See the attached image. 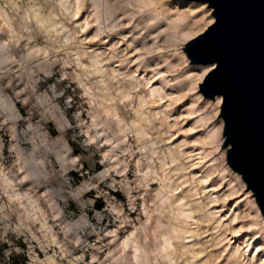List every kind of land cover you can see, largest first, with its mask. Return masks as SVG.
Wrapping results in <instances>:
<instances>
[{
	"label": "clouds",
	"instance_id": "1",
	"mask_svg": "<svg viewBox=\"0 0 264 264\" xmlns=\"http://www.w3.org/2000/svg\"><path fill=\"white\" fill-rule=\"evenodd\" d=\"M206 7L0 0V264H264L260 209L217 208L246 174Z\"/></svg>",
	"mask_w": 264,
	"mask_h": 264
},
{
	"label": "water",
	"instance_id": "2",
	"mask_svg": "<svg viewBox=\"0 0 264 264\" xmlns=\"http://www.w3.org/2000/svg\"><path fill=\"white\" fill-rule=\"evenodd\" d=\"M207 3L218 20L199 34L197 57L216 65L209 88L225 97L219 116L228 118L235 142L229 157L236 152L233 165L245 172L264 216V0Z\"/></svg>",
	"mask_w": 264,
	"mask_h": 264
},
{
	"label": "rangeland",
	"instance_id": "3",
	"mask_svg": "<svg viewBox=\"0 0 264 264\" xmlns=\"http://www.w3.org/2000/svg\"><path fill=\"white\" fill-rule=\"evenodd\" d=\"M212 11H213V9L210 8V7H206V8H204L202 10L201 14H203V12H208L209 13V15L206 16L204 20H201L199 22V24L201 26L206 25V27L203 28V31H205L208 28V26L211 25V24H207V20L214 19L213 14H211ZM203 31H201L200 33H202ZM220 112H221V105H220L219 114H220ZM219 114H218L217 119L221 118L219 116ZM179 138H183V136H181ZM210 143H211L210 141H204V145L203 146L205 148H207ZM197 150H199V149H197ZM220 151H223L222 146L220 148ZM199 171H200L199 167L194 169V172H199ZM227 188H228V185L225 184L224 187L219 189V192L220 193H225V189H227ZM250 192L253 194V192L251 190L247 189V185L244 182L243 190H229L228 193H225L227 198L225 200H222V201L218 202V204H217V208H224L226 210L225 212L221 213L222 216L230 215V217L234 216V217L237 218L236 219V223L234 224V227H239L241 224L247 225L248 223H252V221H248L247 220L246 213L248 212V210L250 208H253V207H258L259 208L255 197L253 195H249ZM217 194H219V193H217ZM249 201H251V203H249ZM260 217H264L262 215L261 211H260ZM225 223H227V221H225ZM257 231H259V230L258 229H253L252 231L244 232L241 235H249L250 236V235L255 234ZM233 238L234 239H239L240 236H234ZM259 242H260V239L258 238L256 243H259Z\"/></svg>",
	"mask_w": 264,
	"mask_h": 264
}]
</instances>
